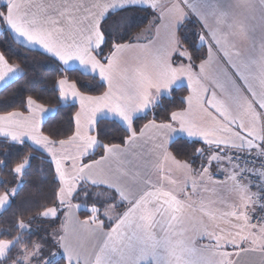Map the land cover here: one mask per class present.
Wrapping results in <instances>:
<instances>
[{
    "label": "snow or ice",
    "instance_id": "snow-or-ice-1",
    "mask_svg": "<svg viewBox=\"0 0 264 264\" xmlns=\"http://www.w3.org/2000/svg\"><path fill=\"white\" fill-rule=\"evenodd\" d=\"M10 88L0 264H264V0H0Z\"/></svg>",
    "mask_w": 264,
    "mask_h": 264
},
{
    "label": "trees",
    "instance_id": "trees-1",
    "mask_svg": "<svg viewBox=\"0 0 264 264\" xmlns=\"http://www.w3.org/2000/svg\"><path fill=\"white\" fill-rule=\"evenodd\" d=\"M21 55H27L26 53H21ZM36 59H40L39 57H36ZM23 83V82H21ZM16 86L14 85L13 88H15ZM13 89L10 88L7 91H0V102H3L6 98H10L11 94H12ZM22 196L26 195V193H21ZM83 218V217H81Z\"/></svg>",
    "mask_w": 264,
    "mask_h": 264
},
{
    "label": "crops",
    "instance_id": "crops-1",
    "mask_svg": "<svg viewBox=\"0 0 264 264\" xmlns=\"http://www.w3.org/2000/svg\"><path fill=\"white\" fill-rule=\"evenodd\" d=\"M260 259L261 257L259 253H252L244 257V260L247 262V264H260Z\"/></svg>",
    "mask_w": 264,
    "mask_h": 264
}]
</instances>
